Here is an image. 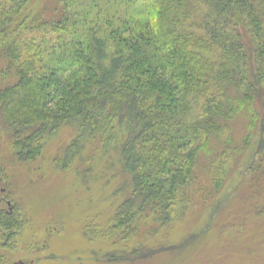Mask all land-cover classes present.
I'll return each instance as SVG.
<instances>
[{
  "label": "trees",
  "instance_id": "trees-1",
  "mask_svg": "<svg viewBox=\"0 0 264 264\" xmlns=\"http://www.w3.org/2000/svg\"><path fill=\"white\" fill-rule=\"evenodd\" d=\"M24 30L55 35L22 38ZM0 46L17 75L0 88V130L15 159H35L67 124L77 133L57 160L68 168L87 140L104 150L120 141L128 194L103 230L111 241L130 239L140 225L153 233L170 226L180 205L185 215L199 156L214 139L224 153L234 150L233 132L223 135L239 115L244 146L258 137L247 168L264 175V0H0ZM2 165L0 152V176ZM225 166L213 176L218 189ZM20 212L0 213L1 230L16 234ZM94 221L86 237L101 233ZM203 236L174 246L141 241L100 257L172 264Z\"/></svg>",
  "mask_w": 264,
  "mask_h": 264
},
{
  "label": "rangeland",
  "instance_id": "rangeland-1",
  "mask_svg": "<svg viewBox=\"0 0 264 264\" xmlns=\"http://www.w3.org/2000/svg\"><path fill=\"white\" fill-rule=\"evenodd\" d=\"M44 32L24 30L22 38L52 33ZM1 48L0 88H3L13 84L17 75L7 71ZM246 122L244 116H237L223 135L224 140L233 132V151L224 153L225 144L214 139L199 156L196 179L189 188L193 203L185 215L179 210L183 208L180 205L181 213L170 226L161 228L157 224L158 231L153 233L148 231V225H140L130 239L122 240L116 235L112 241L103 235V230L128 194L127 189H121L125 176L116 150L120 141L104 150L99 141L87 140L82 154L68 168L57 159L62 160L65 149L76 136L72 124L64 125L49 138L35 159L24 162L13 157L9 133L0 130L5 169V174H1L4 183L0 182V196L10 197L13 211L21 209L22 217L19 231L10 235L13 244L8 242L7 247L0 249L4 251L0 264H15L20 260L27 264H159L158 259L135 263L104 260L100 255L111 252L116 257L119 250L138 248L141 241L149 246L160 242L174 246L191 237L192 243L196 241L192 235L199 233L207 236L202 237L205 239L199 245L182 250L181 256L174 254L172 264H264V175H255L247 168L258 137L255 135L244 146ZM222 162L226 164L228 177L218 189L213 176ZM82 175L89 177L84 180ZM254 176L260 178L259 183L252 181ZM2 186L5 192L1 191ZM3 207L9 208L5 202ZM91 218L96 220L94 223L101 233L86 237L84 227Z\"/></svg>",
  "mask_w": 264,
  "mask_h": 264
},
{
  "label": "flooded vegetation",
  "instance_id": "flooded-vegetation-1",
  "mask_svg": "<svg viewBox=\"0 0 264 264\" xmlns=\"http://www.w3.org/2000/svg\"><path fill=\"white\" fill-rule=\"evenodd\" d=\"M2 177L3 176H0V182L4 183V181H3L4 178H2ZM1 191L5 192L6 188L4 186H2L1 187ZM11 201H12V199L10 200V197L1 194V196H0V208H1L0 209V213H2L3 215H10V214L13 213V202H11ZM4 202L9 206V208H6V210H4V207H3V203ZM1 229H2V227L0 226V232H1L0 233V246L2 245L0 247V249L5 248L4 244L10 238L9 231L5 230L4 228H3V230H1ZM3 253H4V251H0V261H2V259L4 258V256H3L4 254ZM15 264H27V263L25 261H23V260H20L19 262L15 263Z\"/></svg>",
  "mask_w": 264,
  "mask_h": 264
}]
</instances>
